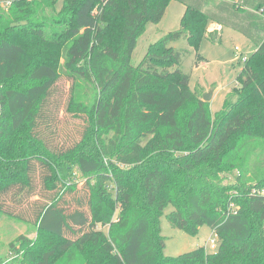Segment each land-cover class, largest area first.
<instances>
[{
    "label": "trees",
    "instance_id": "obj_1",
    "mask_svg": "<svg viewBox=\"0 0 264 264\" xmlns=\"http://www.w3.org/2000/svg\"><path fill=\"white\" fill-rule=\"evenodd\" d=\"M178 1L179 27L133 64L138 36L169 0H63L58 17L45 12L56 0H0V214L22 219L10 206L30 203L38 231L11 242L0 264H264V0ZM209 21L256 46L236 99L213 118L180 68L189 51L171 45L196 50ZM207 37L218 42L219 30ZM62 75L71 79L65 110L84 120L74 140L45 135H58ZM79 78L92 82L86 101ZM244 149L258 153L253 183L237 162ZM226 167L238 169L230 185ZM169 204L173 227L196 235L207 225L217 249L165 255Z\"/></svg>",
    "mask_w": 264,
    "mask_h": 264
},
{
    "label": "rangeland",
    "instance_id": "obj_2",
    "mask_svg": "<svg viewBox=\"0 0 264 264\" xmlns=\"http://www.w3.org/2000/svg\"><path fill=\"white\" fill-rule=\"evenodd\" d=\"M8 3L10 4L9 1L7 5H9ZM1 5L5 9L9 7H6L2 3ZM62 6L63 0H56L51 8L45 9L46 15L58 17L62 11ZM183 13L184 7L181 3L169 0L161 20L157 23H147L144 31L138 36L136 47L131 55V62L137 64L144 56L150 43L155 42L168 31L177 29ZM59 26L62 25H55V27L60 29L61 27ZM219 37L220 40L218 42H213L208 39L206 32L203 33L198 41L196 50L184 39H179L171 44L176 49L189 51L184 55L180 66L181 70L190 77L189 88L195 91L202 100L203 95L207 92L213 94V99L211 97L209 101H206L209 104L211 118H213L214 112L221 109L226 98L231 100L236 99L233 90L235 86H238L236 78L244 66V57H248L253 52L252 48L254 47L251 41L243 34L227 27H223L219 31ZM110 38L111 42L114 43L119 38V35L113 32L110 33ZM236 47L240 50H237ZM58 60L61 62L62 58L58 56ZM70 85L71 79L66 75H62L56 84L58 90L57 96L62 105V111L57 115L54 126L58 135L52 133L47 135L45 133L46 136H58L59 140H64V138L70 140L79 138V130L82 129L84 120L83 118L75 117L72 113L65 110ZM91 87V80L79 78L76 85V97L86 101L88 93L91 92ZM258 160L257 151L248 152L247 149H244L237 156V162L239 164L246 163V166L250 169L251 177L248 179L250 183L255 182L252 177L260 173V169L254 165ZM237 174V168L229 169L226 167L225 172L220 173V176L223 177L222 184H232ZM10 207L22 219L13 215L0 214V254L6 257L12 256L9 244L20 235H24L30 239L38 237L37 227L33 224L35 217L34 206L26 203L18 208ZM66 207L67 211L71 210V207ZM170 210H172V206L169 204L160 217L161 234L165 237V246L163 248L165 255L177 256L199 246H204L207 252H214L217 249L218 242L210 227L202 225L199 227L196 235L188 234L170 224L166 217V214ZM97 229L107 233L108 226L98 224ZM53 240L55 239L51 238V241Z\"/></svg>",
    "mask_w": 264,
    "mask_h": 264
},
{
    "label": "crops",
    "instance_id": "obj_3",
    "mask_svg": "<svg viewBox=\"0 0 264 264\" xmlns=\"http://www.w3.org/2000/svg\"><path fill=\"white\" fill-rule=\"evenodd\" d=\"M175 1H178V0H175ZM179 3H181L182 5H183V7H184V10H185V8H186V6H185V4L184 3H182V2H180V1H178ZM211 7H212V5L209 3V4H204L203 5V9L204 10H207V9H211ZM223 27H227V26H223V25H221V24H219V23H217V22H214V21H209L208 22V24H207V30H206V35H207V33L208 32H211V31H214V30H221ZM227 28H230V27H227ZM230 29H232V28H230ZM234 30V29H233ZM246 37V36H245ZM247 38V37H246ZM249 39V38H248ZM250 40V39H249ZM251 41V40H250ZM251 43L254 45V47L252 48V51H254L255 50V48H256V46H255V44L251 41ZM236 48H238V47H236ZM239 49V48H238ZM237 49V50H238ZM240 50V49H239ZM212 99H213V94H212Z\"/></svg>",
    "mask_w": 264,
    "mask_h": 264
},
{
    "label": "water",
    "instance_id": "obj_4",
    "mask_svg": "<svg viewBox=\"0 0 264 264\" xmlns=\"http://www.w3.org/2000/svg\"><path fill=\"white\" fill-rule=\"evenodd\" d=\"M212 96L211 92H207L206 94L203 95V100L209 101Z\"/></svg>",
    "mask_w": 264,
    "mask_h": 264
},
{
    "label": "built area",
    "instance_id": "obj_5",
    "mask_svg": "<svg viewBox=\"0 0 264 264\" xmlns=\"http://www.w3.org/2000/svg\"><path fill=\"white\" fill-rule=\"evenodd\" d=\"M236 49H238V48H236ZM239 50V49H238ZM246 57H244V59H245ZM243 59V60H244ZM253 191H255V190H253ZM259 193H261V194H264V189H262V190H260V191H258Z\"/></svg>",
    "mask_w": 264,
    "mask_h": 264
}]
</instances>
